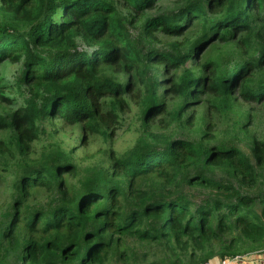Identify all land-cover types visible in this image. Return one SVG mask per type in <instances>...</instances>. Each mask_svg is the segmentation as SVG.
Listing matches in <instances>:
<instances>
[{
  "label": "trees",
  "instance_id": "16d2710c",
  "mask_svg": "<svg viewBox=\"0 0 264 264\" xmlns=\"http://www.w3.org/2000/svg\"><path fill=\"white\" fill-rule=\"evenodd\" d=\"M157 1L0 0V63H20L12 83L0 79V102L9 101L4 88L26 89L23 104L0 115L12 142L0 139V156L13 146L25 160L0 217V264H196L264 249V137L248 131L250 113L224 122L229 137L214 134L217 112L264 101V81L253 79L264 69V0H180L150 14ZM192 30V41L154 47L157 32ZM214 41L232 48L197 65ZM187 60L201 70L173 73L158 94L153 66L177 71ZM133 90L143 130L166 110L173 134L149 131L122 154L106 149L76 183L70 152L30 156L43 120L115 141ZM164 97L177 98L167 106Z\"/></svg>",
  "mask_w": 264,
  "mask_h": 264
},
{
  "label": "rangeland",
  "instance_id": "374dc122",
  "mask_svg": "<svg viewBox=\"0 0 264 264\" xmlns=\"http://www.w3.org/2000/svg\"><path fill=\"white\" fill-rule=\"evenodd\" d=\"M180 0H160L157 1V5L154 9H152L149 13L156 14L163 10L177 9L180 6ZM195 30V29H194ZM194 30L187 32L184 36L180 37H170L161 32L156 33V39L154 41V47L159 51H169L173 42L177 40H183L186 36L190 39V41L196 38ZM134 31V29H133ZM232 48V46L224 45L222 43H218V41H214L212 44L204 45L203 48L199 50L195 57V63L200 66L201 63L209 62V59L215 61L217 57L222 56L226 50ZM194 61V60H193ZM191 60H187L184 63V66L180 67L177 71H172L170 69H166L163 65H154L153 66V75H156L160 80V84L158 86V94L163 93L169 89L171 86V78L173 73L179 74L183 68L192 69L195 72H199L198 66H193ZM20 69V63H9L8 61L5 63H0V79H6V81L10 84L14 80V76L17 71ZM109 74H115L112 69H107ZM118 75L119 79L128 78V74L124 72H120ZM255 80H263L264 81V69H259L255 71L254 74ZM237 87V86H236ZM5 97L9 100L8 102L1 101L0 102V115L4 116L7 112L18 108L23 104V97H26V89H16L13 86H10L9 90L7 87L3 89ZM237 91V90H236ZM141 94L140 91H131L125 97L126 102L128 103V110L120 114V119L118 121V128L115 131L116 137L115 141L105 142L100 136L86 135L82 130L76 126H70L68 124H63L61 119L55 118L53 120H43L38 121V133L37 138L32 142L33 148L31 149L30 156H37L41 151H50L52 149H60L66 152H70L73 156V162L77 167V174L69 177L72 183H76L79 181V178L83 177L86 173V169L92 165H97L102 162L104 156H106V149L112 148L118 154H122L129 150L137 141L138 137L146 135L150 132L162 134V136H168L174 133L173 130V122L171 120V115L166 116L165 114L162 116H158L155 118L156 126H149V131H144L141 125L140 117H139V109L136 104L138 100V95ZM238 92H236V96ZM177 97L169 98L164 97L165 103L168 106L169 103L175 102ZM208 97L204 96L202 98L203 102L199 105L195 106L196 113L198 115H202L203 113H207L208 108L205 100ZM200 98V101H202ZM192 109L187 110L186 114L189 113ZM217 117L219 119L216 120V127L214 130V134L217 136L229 137L231 134L235 133L233 129L228 125V123H224L230 120L241 121V117H243L250 113L252 117V125L249 127V132L256 134L257 136L263 138L264 137V101L261 103L255 102H244L241 99H238L237 104H235L234 108H230L229 111L225 113H219ZM184 115V117L186 116ZM203 116V115H202ZM160 119H163L160 121ZM195 120L193 123V127L195 125ZM191 125L187 126V130L192 132L193 127ZM197 127V125H195ZM237 137H241L240 134L236 135ZM87 137V142L83 143L80 141V138ZM0 139L5 141L4 144L10 146L12 142H9V133L6 131H0ZM162 142V141H161ZM33 150V153H32ZM105 153V154H104ZM24 159L18 152L15 150L13 146H11V153L6 154L4 156H0V217L1 213L6 209H9V204L11 202L10 198V183L16 179L15 173L18 171V166L21 163H24ZM39 199H44L47 194L46 191L37 192ZM259 250V249H257ZM255 251V250H254ZM138 253H142V248L138 247ZM236 254V255H243ZM233 256H227V259H231ZM154 257L150 254V259L152 260ZM219 258V257H217ZM221 259V258H220Z\"/></svg>",
  "mask_w": 264,
  "mask_h": 264
},
{
  "label": "built area",
  "instance_id": "2783aa9c",
  "mask_svg": "<svg viewBox=\"0 0 264 264\" xmlns=\"http://www.w3.org/2000/svg\"><path fill=\"white\" fill-rule=\"evenodd\" d=\"M196 264H264V249L235 255L231 259L213 258Z\"/></svg>",
  "mask_w": 264,
  "mask_h": 264
}]
</instances>
